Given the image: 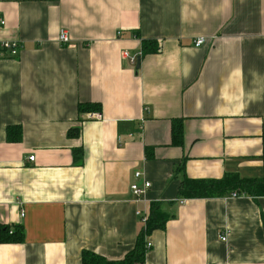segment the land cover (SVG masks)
I'll use <instances>...</instances> for the list:
<instances>
[{
    "label": "crops",
    "instance_id": "crops-1",
    "mask_svg": "<svg viewBox=\"0 0 264 264\" xmlns=\"http://www.w3.org/2000/svg\"><path fill=\"white\" fill-rule=\"evenodd\" d=\"M144 39L162 51L137 70ZM2 42L20 50L0 55V224L24 241L0 264L121 260L153 203L169 219L146 264H264V196L180 195L185 178L264 180V0H0Z\"/></svg>",
    "mask_w": 264,
    "mask_h": 264
},
{
    "label": "trees",
    "instance_id": "trees-1",
    "mask_svg": "<svg viewBox=\"0 0 264 264\" xmlns=\"http://www.w3.org/2000/svg\"><path fill=\"white\" fill-rule=\"evenodd\" d=\"M162 46L157 40H142L141 56L150 54H159ZM80 112L101 111V104H80ZM11 130V131H10ZM183 123L181 120H174L172 123L173 145H182ZM79 129L72 130L69 135H77ZM8 140H21V130L13 131L8 129ZM150 148L146 149V155L150 158ZM80 151V152H79ZM82 153V150L76 152V157ZM264 155V143H263ZM227 193H236L237 195H248L253 198L264 196V180L243 179L238 174H227L222 179H202L191 180L184 179L180 189V195L188 199L194 198H215L226 195ZM159 203L151 205V213L145 225L142 227L136 245L121 260H109L105 256L91 250H83L82 264H146V254L149 250L147 247V237L156 229L164 230L169 216L165 214ZM24 241V228L20 225L0 224V244L21 243Z\"/></svg>",
    "mask_w": 264,
    "mask_h": 264
},
{
    "label": "built area",
    "instance_id": "built-area-1",
    "mask_svg": "<svg viewBox=\"0 0 264 264\" xmlns=\"http://www.w3.org/2000/svg\"><path fill=\"white\" fill-rule=\"evenodd\" d=\"M58 40L61 43H68L69 42V35L68 32L64 29H62L59 33V37ZM206 42L205 38H198L197 40H195L194 45L199 47L202 46L204 43ZM20 50V44L17 42H2L0 44V55H3V53L10 55V56H17ZM125 57H129V55L127 54V52H124ZM141 56V54L138 55H134L131 58L132 62H136L137 58L139 59V57ZM88 117L91 119H102V115L99 112H94V113H90L88 114ZM30 160H34L35 157L31 156L29 158ZM135 179L136 181L131 185V190L132 192L138 197V198H144L147 190L151 187V184L148 180L144 179V176L142 174V172H136L135 174ZM232 196L236 197L239 196L236 193H233ZM180 202L183 204L185 202V198L181 199ZM22 215H24V213H22ZM140 215V214H138ZM148 219V216H142V222L146 223ZM221 239L223 241L227 240V236L226 235H222ZM147 247L151 248L152 244L151 242H147Z\"/></svg>",
    "mask_w": 264,
    "mask_h": 264
},
{
    "label": "water",
    "instance_id": "water-1",
    "mask_svg": "<svg viewBox=\"0 0 264 264\" xmlns=\"http://www.w3.org/2000/svg\"><path fill=\"white\" fill-rule=\"evenodd\" d=\"M140 65H141V58L138 59L137 70L140 68Z\"/></svg>",
    "mask_w": 264,
    "mask_h": 264
}]
</instances>
